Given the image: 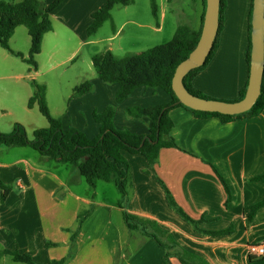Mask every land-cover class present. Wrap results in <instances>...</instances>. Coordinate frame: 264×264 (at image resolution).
Instances as JSON below:
<instances>
[{
	"label": "crops",
	"instance_id": "0c3cea01",
	"mask_svg": "<svg viewBox=\"0 0 264 264\" xmlns=\"http://www.w3.org/2000/svg\"><path fill=\"white\" fill-rule=\"evenodd\" d=\"M53 1L46 0L45 4ZM107 1L64 0L51 14L53 31L44 37L37 70H31L21 58L0 47V65L3 66L0 82H4L0 88L2 133H12L17 124L27 128L32 136L36 130L49 127V123L44 125L34 115L35 109L39 111L38 106H28L34 94L32 82H37L44 69L52 71L74 63L81 48L103 42L110 43L105 52L110 51L117 57L114 42L129 25H132V30L144 28L163 34L167 22L165 8H161L157 26L149 20L141 24L133 18L119 23L113 10L109 21L114 29L112 34L101 39L96 37L97 33L88 37L92 14ZM224 1V28L218 51L193 84L211 99L238 101L249 84L247 51L253 0ZM194 2L199 4V11L187 21L192 27L196 25L194 30L198 31L206 11V0ZM22 27L17 28L10 42L12 44L20 32L24 47L26 44L29 47V55L31 38L29 33L25 35L21 31ZM59 31L65 37L67 52L60 56V42L57 41L43 59L46 38L53 34L58 37ZM71 44L73 49L69 51ZM12 50L23 54L21 50ZM98 54H89L91 65L93 57ZM11 58L21 60L26 68L21 66L20 73L13 74L11 65H8ZM12 79L27 88L23 95L26 115L21 119L24 120L16 118L10 108L11 94L5 83ZM90 83L93 90L80 97L68 96L66 114L57 117L62 120L64 129L75 128L89 140L100 134L94 113H102L108 106L116 108L114 125L118 130L148 135L151 121L129 117L127 109L151 108L172 102L171 96L162 89L141 87L123 103L116 104L118 84L103 83L99 77ZM170 116L174 123L172 136L178 148L161 150L157 163L152 167L143 156L125 154L130 164L132 185L122 207L119 206L124 199L121 192V197L115 200L99 198L98 181L95 187L79 189L77 186L82 181L74 166L48 160L34 149L29 151L30 147L0 146V181L10 188L5 203L0 205V249L28 254L38 264L64 258L67 259L66 264H183L175 255L177 252L190 253L208 264H264V259L253 258L249 254L251 245L264 243V207L253 219L249 218L251 206L264 200V182L255 180L264 175V111L253 118L229 122L217 117L200 118L181 107L172 110ZM213 167L230 187L231 200L228 203L226 189ZM160 180L186 214L195 220L205 219L199 225L200 229L218 232L233 228V233L220 237L197 233L169 206ZM125 212L155 223L164 231L160 239L166 250L144 230H131L124 220ZM84 213L87 215L79 225L78 217ZM146 226L149 233L154 232L150 224ZM166 253L169 254L167 261L164 258Z\"/></svg>",
	"mask_w": 264,
	"mask_h": 264
},
{
	"label": "trees",
	"instance_id": "16d2710c",
	"mask_svg": "<svg viewBox=\"0 0 264 264\" xmlns=\"http://www.w3.org/2000/svg\"><path fill=\"white\" fill-rule=\"evenodd\" d=\"M64 0H54L46 5L38 0H24L18 4H11L0 1V47L8 51L11 55L21 58L27 63L31 70L38 69L36 57L42 51L43 40L46 34L53 31L51 14L59 8ZM134 0H108L99 10L92 14V24L88 28V37L95 35L99 29L109 20H112V11L116 6H130ZM153 14L156 16L158 6L156 0H152ZM226 2L221 0L220 27L215 41L213 51L208 57L206 64L198 69L192 70L184 79V84L189 92L195 96L211 99L203 92L194 87L195 78L210 64L219 48V38L224 28V11ZM205 12L202 17L200 29L194 30L188 26H181L177 29L173 39L165 44L151 48L145 52L130 55L124 58H116L114 54L107 51L93 57V66L98 77L103 83L118 84L119 90L115 96L116 104L123 103L132 93L141 87L162 89L172 98V102L151 108H129L126 113L129 117L136 119L148 118L151 121V130L148 135H137L128 130H118L114 125L116 113L115 106H108L102 113L95 112L93 117L99 125L100 134L94 140H89L87 136L75 128L64 129L60 118L52 116L47 102V88L33 81L34 94L30 98L28 106L33 108L38 106L40 113L47 119L48 128L38 129L34 132L33 138L28 137L23 125L17 124L14 131L5 134L0 131V146L7 148L31 147L38 151L41 156L48 160L74 166L79 174L86 180L89 186L95 187L97 181H114L124 199L119 206L124 205L129 196L131 188V169L125 154L143 156L154 166L161 150L166 148H178L172 136L174 123L170 113L175 108H184L200 118L217 117L225 122L235 119L253 118L264 111V79L262 93L254 105L247 113L238 116H226L217 113L194 111L179 103L173 88L172 82L177 67L186 60L196 48L202 33ZM24 26L27 28L31 38V48L27 58L19 52L12 50L10 41L17 28ZM251 59V35L250 44L247 51V63L250 67ZM248 87V86H247ZM247 87L241 92L242 100L247 92ZM93 90L90 82H85L74 88V97L83 96ZM144 142V144H143ZM214 168V167H213ZM215 173L223 183L228 194V202L231 200V190L226 180L214 168ZM255 180L264 182V175ZM166 200L169 206L186 222L190 223L195 231L211 237L226 236L233 233V228L207 232L199 228L204 218L195 220L178 206L170 190L160 180ZM10 188L0 181V205L4 204L9 195ZM264 207V200L251 206L250 219H253L258 210ZM87 213L78 217L79 225ZM124 220L131 230H144L145 234L154 239L157 244L166 250V246L160 239V235L165 234L155 223L139 219L128 213L123 214ZM146 224L154 228V232L149 233ZM143 228H142V227ZM73 235V240L75 239ZM175 255L183 264H208L203 259L190 253L177 252ZM4 257H10L14 262L24 264H38L28 254L8 249H0V261ZM169 254H165V261ZM67 259L51 261L49 264H66Z\"/></svg>",
	"mask_w": 264,
	"mask_h": 264
},
{
	"label": "rangeland",
	"instance_id": "374dc122",
	"mask_svg": "<svg viewBox=\"0 0 264 264\" xmlns=\"http://www.w3.org/2000/svg\"><path fill=\"white\" fill-rule=\"evenodd\" d=\"M11 4H18L24 0H0ZM41 3L45 4L46 0H38ZM158 6V12L155 16L153 14L152 9V0H134V3L128 6L125 9L123 6L115 7L113 10V15L115 14V19L119 23L124 20H132V18L138 21L141 24L148 23V20L154 25L157 26L159 24L160 19V11L161 8H165L167 14V22L164 26L163 34H155L148 29H136L132 30V25L125 27L123 33L121 34L120 38L114 42L115 48V55L119 58L127 57L134 54H139L145 52L151 48L156 46L165 44L171 41L172 37H174L177 29L181 26H188L192 29L196 27H192L189 25L187 19L190 17L196 16L199 11V4L197 5L194 0H156ZM111 21V20H109ZM108 21V22H109ZM106 22L97 32L96 37L101 39L106 36H110L114 31L113 26L110 25V22ZM56 28V27H55ZM21 31H24L25 35H28L26 31V27H22ZM18 32L16 36V40H14L10 45L14 49L21 50L24 55H28V45L24 47L23 41L21 40V36ZM51 33V32H50ZM12 39V38H11ZM18 39V40H17ZM27 39V36H26ZM60 42L61 48V55H64L68 47L65 46V37L63 36L62 32L59 31L58 37L54 34L50 35L46 38V44L43 52L42 58L45 59L48 54L51 52L52 48L56 45V42ZM110 43L103 42L101 44H95L91 46H85L81 48V52H79V56L74 63H70L67 65H63L60 68L54 69L52 71H47L48 69H44L42 74L36 79V81L41 84L48 86V93H49V102L48 106L50 112L53 117L57 118L60 115L66 114L68 108V96L73 98L74 96V88L77 85H80L86 81H92L94 78L98 77L97 72L93 65L90 63V55L89 54H98L104 53L108 48ZM43 46V45H42ZM43 49V47H42ZM73 49V45L71 44L69 47V51ZM39 56V55H38ZM38 56L36 57V61L38 62ZM116 57V58H117ZM10 63L11 65L10 71L13 74L20 73L21 66L24 67L25 65L22 63L21 60L16 58H11ZM6 65V66H8ZM26 68V66H25ZM3 70V66L0 65V73ZM4 82H0V88L3 87ZM6 87L10 90L11 99H10V108L16 114V118L20 120L23 118L24 114L23 106L25 104V99H23V95L25 93V89L21 82H18L15 79H12L5 83ZM32 86V85H31ZM34 90V87L32 86ZM70 98V99H71ZM75 98V97H74ZM24 100V101H23ZM22 106V107H21ZM22 108V109H21ZM34 115L38 117V120L43 123L44 125H48L47 119L38 111L34 110ZM27 131V128H26ZM28 137L30 139L33 138L32 133L28 132ZM4 147V146H3ZM7 149V148H3ZM29 151H34L33 148H28ZM66 165V164H64ZM69 166V165H66ZM82 184L77 186L79 189H90V186L86 182V180L80 175L79 176ZM97 192L99 198L106 197L108 200H115L121 197L120 191L117 188L114 181L111 182H104L98 181L97 182ZM151 231V230H150ZM0 264H24V263H17L14 262L10 257L4 258Z\"/></svg>",
	"mask_w": 264,
	"mask_h": 264
},
{
	"label": "water",
	"instance_id": "95a60500",
	"mask_svg": "<svg viewBox=\"0 0 264 264\" xmlns=\"http://www.w3.org/2000/svg\"><path fill=\"white\" fill-rule=\"evenodd\" d=\"M220 13L221 0H206L200 40L189 57L177 67L172 88L179 103L188 109L238 116L249 112L262 93L264 79V0H253L250 76L245 97L238 101L201 98L191 94L184 84V79L189 72L204 66L213 51L220 27Z\"/></svg>",
	"mask_w": 264,
	"mask_h": 264
},
{
	"label": "built area",
	"instance_id": "2783aa9c",
	"mask_svg": "<svg viewBox=\"0 0 264 264\" xmlns=\"http://www.w3.org/2000/svg\"><path fill=\"white\" fill-rule=\"evenodd\" d=\"M19 187L22 188V185L19 184ZM249 254L253 258L264 259V243L258 245H251L249 247Z\"/></svg>",
	"mask_w": 264,
	"mask_h": 264
}]
</instances>
